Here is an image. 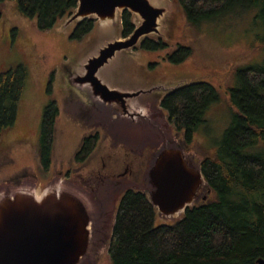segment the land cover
<instances>
[{"label": "rangeland", "instance_id": "1", "mask_svg": "<svg viewBox=\"0 0 264 264\" xmlns=\"http://www.w3.org/2000/svg\"><path fill=\"white\" fill-rule=\"evenodd\" d=\"M165 3L168 12L162 22L161 35L148 39L162 41L166 49L146 52L137 47L122 53L111 67L109 78L114 83L133 87L161 84V91L156 90L143 99L156 106L164 91L176 85L191 81L211 84L218 93V100L204 111L203 123L194 130L190 143L186 144L183 134L167 125L166 118L160 116L158 119L169 132L167 138L178 144L195 163H200L205 157L216 154L223 133L237 112L229 101L230 90L237 86V72L264 64V7L260 4L245 12H230L195 26L186 21L176 0H165ZM60 20L53 29L42 32L33 19L20 13L14 2H0V71L4 66L22 64L26 72L16 122L0 137V185L12 174L27 172L29 175L33 171L38 190L52 179H89L91 185L106 179H121L118 189L126 184L145 190V173L151 155L162 144L161 134L155 132L157 139L152 140L156 141L143 146L135 141L122 144L121 140H111L97 124L91 126V121L77 119L63 94L65 88L59 78L65 64H71L68 68L73 70L78 64L74 62L85 52L107 40L122 38L121 25L101 27L96 20L89 35L81 41H72L68 36L73 25L63 30L65 19ZM133 21L135 25L138 23L136 19ZM178 45L189 47L191 54L183 63L173 64L167 55ZM151 64L154 65L151 67ZM51 74L53 79L48 93ZM50 100L56 102L58 116L51 165L44 172L37 152L42 116ZM90 126L94 129L90 130ZM93 134H98L96 148L85 161L76 162L74 156L81 140ZM27 182L33 183V180ZM204 195L206 200L211 197V193ZM119 198L120 193H117L107 223L106 242L94 250L96 255L90 258L89 264H109L108 247ZM200 201L203 200L196 203ZM162 221L160 219L159 223Z\"/></svg>", "mask_w": 264, "mask_h": 264}, {"label": "trees", "instance_id": "2", "mask_svg": "<svg viewBox=\"0 0 264 264\" xmlns=\"http://www.w3.org/2000/svg\"><path fill=\"white\" fill-rule=\"evenodd\" d=\"M6 1L14 2L42 32L69 16L77 6V0H0ZM176 2L186 21L195 26L230 12H245L260 4L264 7V0ZM94 23L92 19L79 23L69 40L81 41L93 30ZM121 23V36L126 38L134 29L129 12L122 13ZM166 46L162 41L145 39L139 48L159 52ZM190 54L189 47L178 45L167 59L180 64ZM25 74L22 64L0 71V137L16 122ZM217 100L218 93L211 84L196 82L165 95L160 107L188 144L194 130L203 123L204 111ZM229 101L237 112L216 154L205 157L200 164L211 197L187 208L175 222L158 223L145 194L125 191L116 210L109 264H255L258 259L264 260V64L237 72V86L230 90ZM57 116L56 102L50 100L44 108L37 152L44 172L51 165ZM97 141L98 134L83 137L74 160L83 162L90 157Z\"/></svg>", "mask_w": 264, "mask_h": 264}, {"label": "water", "instance_id": "3", "mask_svg": "<svg viewBox=\"0 0 264 264\" xmlns=\"http://www.w3.org/2000/svg\"><path fill=\"white\" fill-rule=\"evenodd\" d=\"M124 11L131 14L134 26L126 38L121 36ZM167 12L165 0H77L68 18L61 19H65L63 30L72 25L74 29L86 19L97 20L101 27L121 25L122 38L107 40L85 52L74 62L78 64L73 70L68 68L71 64L62 66L59 78L72 113L83 122L91 121V126L97 124L111 140H121L122 144L153 143L156 140L152 139H157L155 132L161 134L162 144L151 155L144 177L145 190L126 184L118 189L121 179L91 185V194L60 179H52L38 190L35 172L12 174L0 185V264H89L96 255L94 250L106 242L107 223L117 193L120 198L129 189L145 194L158 223L160 219L164 221L161 223L179 220L199 199L206 200L205 192L210 194L200 171L203 159L195 163L167 138L169 132L158 120L160 116L167 120L160 107L165 95L204 81H191L164 91L156 106L143 99L161 91V84L133 87L109 78L111 67L122 53L140 47L149 36L160 37ZM133 19L138 21L136 25ZM31 179L33 183L27 182ZM86 182L90 184L89 179ZM255 264H264V260L258 259Z\"/></svg>", "mask_w": 264, "mask_h": 264}, {"label": "flooded vegetation", "instance_id": "4", "mask_svg": "<svg viewBox=\"0 0 264 264\" xmlns=\"http://www.w3.org/2000/svg\"><path fill=\"white\" fill-rule=\"evenodd\" d=\"M70 182H72L76 186L78 185V186L82 187V189H84L88 194L89 193L91 194V192H94V189H92L91 184H89L88 182H86L83 179H81L80 181L71 180Z\"/></svg>", "mask_w": 264, "mask_h": 264}, {"label": "crops", "instance_id": "5", "mask_svg": "<svg viewBox=\"0 0 264 264\" xmlns=\"http://www.w3.org/2000/svg\"><path fill=\"white\" fill-rule=\"evenodd\" d=\"M4 68H6V67L4 66Z\"/></svg>", "mask_w": 264, "mask_h": 264}]
</instances>
